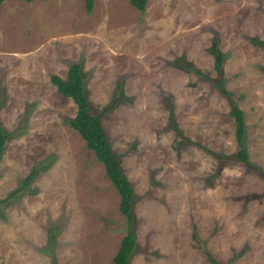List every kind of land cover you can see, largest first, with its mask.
<instances>
[{
    "label": "rangeland",
    "instance_id": "obj_1",
    "mask_svg": "<svg viewBox=\"0 0 264 264\" xmlns=\"http://www.w3.org/2000/svg\"><path fill=\"white\" fill-rule=\"evenodd\" d=\"M75 62L92 108L113 106L104 123L136 191L132 264H264V0L2 2L0 264H115L127 233L51 80ZM233 103L248 162L219 157L240 150Z\"/></svg>",
    "mask_w": 264,
    "mask_h": 264
},
{
    "label": "trees",
    "instance_id": "obj_2",
    "mask_svg": "<svg viewBox=\"0 0 264 264\" xmlns=\"http://www.w3.org/2000/svg\"><path fill=\"white\" fill-rule=\"evenodd\" d=\"M4 1L5 0H0V5ZM130 2L139 10L145 11L149 0H130ZM85 4L87 11L92 13L95 6V0H85ZM213 51L215 53V67L220 76L215 80V85L225 95H229V92L223 87L221 80V74L223 72V57L217 47V44H215ZM51 80L59 92L72 99L76 104L77 112L70 122L86 140L88 148L95 152L99 161L103 162L107 176L114 183L120 194L119 209L126 217L128 230L122 239V243L114 256L113 261L115 264H132L131 257L137 244V236L133 228L135 221L134 199L136 198V191L132 181L122 167L121 158L112 144L111 138L104 123L105 114L113 106L110 105L100 112H97L92 108L90 98L86 93L87 91L84 77L81 72V65L77 62L70 66L66 79L54 74L52 75ZM231 113L236 119V135L240 150L234 154L227 155L225 157H219L223 159L239 158L242 161L248 162V154L246 152L245 146L243 145L246 134L244 111L240 106L233 103L231 106ZM9 135V132L2 126L0 122V157L5 151V146ZM35 174L36 170H33L24 179L22 185L15 189L14 192L10 194V196L15 193H19L22 189L28 186L34 179ZM207 255L211 264H221L214 257H212L209 252H207Z\"/></svg>",
    "mask_w": 264,
    "mask_h": 264
},
{
    "label": "crops",
    "instance_id": "obj_3",
    "mask_svg": "<svg viewBox=\"0 0 264 264\" xmlns=\"http://www.w3.org/2000/svg\"><path fill=\"white\" fill-rule=\"evenodd\" d=\"M23 1H25V0H23Z\"/></svg>",
    "mask_w": 264,
    "mask_h": 264
}]
</instances>
